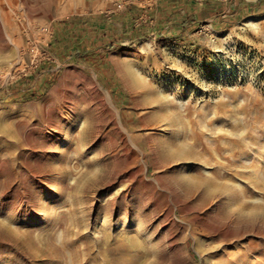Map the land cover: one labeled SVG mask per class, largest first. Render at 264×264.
<instances>
[{
	"label": "rangeland",
	"instance_id": "obj_1",
	"mask_svg": "<svg viewBox=\"0 0 264 264\" xmlns=\"http://www.w3.org/2000/svg\"><path fill=\"white\" fill-rule=\"evenodd\" d=\"M206 1L210 12L199 18ZM212 1L13 0L7 6L18 29L0 20V264H108L123 231L142 240L141 264H224L229 255L227 264H264V0L251 15L242 13L246 4L259 0H235L238 10L217 0L222 5L213 11ZM74 17L80 19L71 27ZM141 23L149 35L137 41ZM142 43L148 50L139 49ZM75 44L86 53L72 59ZM118 60L167 96L166 110L183 116L194 143L186 150L201 151L202 165L170 160L163 148L170 131L156 127L143 94L124 85ZM91 79L126 128L140 135L143 158L136 159L135 148L123 154L109 116L98 126L100 110L91 109L81 140L83 105L51 130L50 105H61L73 81L82 87L78 98L86 96ZM78 111L82 125L72 124ZM193 165L223 187L220 200L216 190L201 199L183 186L181 169L192 174ZM130 169L133 181L125 180ZM133 258L124 264H135Z\"/></svg>",
	"mask_w": 264,
	"mask_h": 264
},
{
	"label": "bare ground",
	"instance_id": "obj_2",
	"mask_svg": "<svg viewBox=\"0 0 264 264\" xmlns=\"http://www.w3.org/2000/svg\"><path fill=\"white\" fill-rule=\"evenodd\" d=\"M12 3H13V0H0V20L2 19L5 22V24L8 25L9 27L14 26L13 25L14 23H12L10 20L13 16V14L11 12L12 10L10 11V10H8L9 8L7 9V6L12 5ZM16 27L18 29V26H16ZM16 27L14 26V28H16ZM0 32H1V23H0ZM11 32H13V31H11ZM1 34H2V32H1ZM2 36H3V34H2ZM14 40L18 41V39H16V38ZM6 46H7V44H6ZM139 49H141L143 52H144V50H148V43H142ZM127 65H128L127 60H125V61L118 60L117 68H116L118 71V74L120 75V77L124 83V85L128 88H131V90L133 92H137L139 94L142 93L144 96V97H142L143 109L149 110V112L153 115V118L155 120L154 124H156V127L161 128L162 130L167 129L170 131L169 134L171 137V143L168 146L163 145V148L165 150L170 151V154H171L170 160L171 161H181L184 163L185 162H187V163L188 162H194V160H195L196 162H200V163H198V165H202V162L200 160V156H202L201 151L195 150V148H192L193 150L189 149V148L186 150V146L191 147V145H193L194 143L192 144V142H190L185 135L186 131L183 130L184 126H185L183 116L181 114H176V113L170 114V112H168L166 110V107L168 106L167 96H165L161 93H158V92L156 93V91H154V88H152L151 85L146 84L144 82V80L139 75V73L136 69L128 68ZM78 75H81V73H78ZM65 82H66V80H65ZM89 84H90V87L88 88V94L86 96L84 95V96L78 98V95L82 91V87L73 81L72 86L70 88H68L67 90L64 89L65 91L61 94V96H60L61 105L60 106H56V105L51 106L50 105V107H51L49 110L50 111V118L49 117L48 118L50 119L51 130L57 131L59 129L61 123H64L67 120V114H65V113H68V115H69L70 111H72L76 107L77 104L83 105L87 109H86V112L83 111L84 115L86 117L84 120L85 123L83 125L84 128H82V131L78 133V136H79L78 139L81 140L82 135L84 134L86 129H88V127L92 123L91 122L92 120L90 118L91 109L93 108V110H95L94 112H96L97 110H100L99 118H98L99 119L98 126L100 128H103L104 126H106V123L109 121V119L111 120V123L113 125V129L115 130L116 134L120 138L119 144L123 146V148H122L123 154H125L127 151L132 150V148H135L137 151L140 152V154L138 153L136 155V159L140 156L143 158L144 151L141 149V147L138 146V142L141 140L140 135L134 134V133L130 132L128 128H126V126L121 121L119 111L115 107L112 99L108 96L107 93H105L103 91L102 86L97 84L94 79H91ZM147 93H149V95H147ZM76 112H75L76 115H75L74 120L72 121V124L82 125L83 122L80 121V117H81V115H82V117H84V116H83V114H81L80 111H78V113H76ZM107 115L109 116V119L106 117ZM96 131L98 133V130H96ZM146 143H147V145L150 144L148 140H146ZM188 159H191V161H189ZM192 168H193L194 172L192 174H188V175L184 174L185 173L184 168L181 169V170H183V172H182L183 174H180L181 175L180 180L182 181L183 186H185L188 189V191L191 192V194L198 193L200 195L201 199H202V193L204 195L208 196L210 191L216 190L218 193L215 194L216 193L215 192L214 196L217 197V200H220L219 197H220L222 191L224 190L223 187L220 184H216V182H214L212 180V178L202 176V172L200 171L199 166L193 165ZM125 177H126L125 180H132L133 181V179L135 178V174L130 169V170H127L125 172ZM214 177H218L217 174L214 175ZM234 193H236V192H234ZM214 205L215 204H213V202H211L209 204L210 208H211V206H214ZM177 207H178L177 204H174L173 207H171V214L176 219H177V215L175 213V209ZM179 214L182 217H186L188 220V217L186 214H184L183 212H180ZM176 219H174V220H176ZM183 237H184V235H183ZM116 242H117L116 243L117 245H114V246H116L115 251L113 252V254L111 256H109V258H107L108 264H115L116 262H119V261L121 262V264H124V262L130 258V256L134 257L133 259H135V264H141V262L143 260L142 258L144 256H146L147 253H146V251H143L141 249V247H143V242H142V240H140L137 232L123 231L121 238H118ZM194 247L196 248V251L199 253V255L202 256L200 244L198 242H194ZM231 258H232V255L231 256L229 255L227 257H224L221 262H223L224 264H227V262Z\"/></svg>",
	"mask_w": 264,
	"mask_h": 264
},
{
	"label": "trees",
	"instance_id": "obj_3",
	"mask_svg": "<svg viewBox=\"0 0 264 264\" xmlns=\"http://www.w3.org/2000/svg\"><path fill=\"white\" fill-rule=\"evenodd\" d=\"M182 1H186V2H188L189 3V5L191 6L192 5V3H193V0H182ZM261 1L262 0H259L258 2V4H246V6H247V11H243L242 13H243V15L245 14V15H251V14H255L256 12H258V10H259V7L261 6ZM228 3V5H231V6H236V8H235V10H238L240 7L239 6H237V3L235 2V0H228L227 1ZM210 4V1H206L205 2V6H203L202 7V9L199 11V13H198V17L200 18L201 16H206V14L208 13V11H209V7L207 8L206 6L207 5H209ZM212 4L214 5L213 7H212V11L213 10H215L218 6H220V5H222V2H220V1H212ZM210 12V11H209ZM80 18L79 17H74L71 21H70V26L71 27H75L78 23H77V21L79 20ZM197 21H193V22H190V23H180V24H176L175 23V25L176 26H180L181 28H184V27H187L188 25H191V24H195ZM148 25H146V24H144V23H141L140 25H138L136 28H135V36H136V39H137V41H141V40H143V39H145V38H147L148 37V35H149V33H148V27H147ZM158 36H160V37H163V34L162 33H158ZM120 41V39L119 38H117V39H113L112 41H111V43H108L107 45H106V48L107 49H111V48H113L114 46H115V44H116V42H119ZM73 48H74V53H73V56H71L70 58H76V56H78V55H81V56H83V55H85V53H86V51L85 50H79L78 49V45L77 44H75V45H73Z\"/></svg>",
	"mask_w": 264,
	"mask_h": 264
}]
</instances>
